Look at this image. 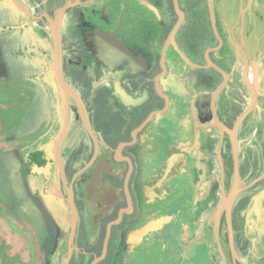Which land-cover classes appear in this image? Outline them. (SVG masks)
I'll list each match as a JSON object with an SVG mask.
<instances>
[{"label": "flooded vegetation", "instance_id": "flooded-vegetation-1", "mask_svg": "<svg viewBox=\"0 0 264 264\" xmlns=\"http://www.w3.org/2000/svg\"><path fill=\"white\" fill-rule=\"evenodd\" d=\"M18 1L0 0V36L7 40L5 50L11 48L23 66L21 77L26 91L33 97L40 95L46 107L42 136L30 140L29 147L22 144L21 149L30 152L34 161L47 160L42 173L47 174L49 180L44 182L52 192L59 191L60 152L66 177V185L61 180L63 189L68 199V189L72 188L80 215L76 240L79 252L83 246L103 251L108 225L128 209L122 223L113 228L107 258L100 264L106 263L110 252V264H116L121 251L130 261L141 253L145 264L154 260L162 264V253L174 264H264V132L258 135L252 131L255 120H259L258 113L264 112V0H213L221 41L209 14L210 38L214 36L217 43L208 46L203 62L191 60L198 67L187 65L182 58L183 62L176 63L167 55L163 79L162 19L166 11L162 6L153 5L159 18L145 5L158 19L157 45L151 46L147 21L140 27L125 29L128 32L122 28L124 23L116 18L119 14L113 4L117 0H33L29 5L35 7L34 12ZM68 3L74 5L63 17L68 40L62 68L68 85L64 90L54 74L52 44L45 40L41 27L50 25L48 16L55 18L56 11ZM208 51L212 63L229 76L216 100L214 94L222 87L224 76L208 66ZM48 53L52 54L49 63ZM188 70L195 79L207 75L203 84L193 79L197 117L176 87ZM114 74L116 80L109 77ZM254 94L256 105L251 106ZM123 96L129 100L128 105ZM20 98L29 99L24 94ZM248 110L235 130L236 122ZM252 137L253 142L244 144ZM211 166L218 171L216 179L210 178ZM237 168L239 192L230 223L224 209L216 238L215 214L224 195L230 194ZM129 174L130 198L125 190ZM37 195L33 201L36 209L46 194ZM59 201L65 212L64 227L67 212L65 203L60 198ZM12 206L14 215L22 213L36 228L41 247H46L47 239L56 245L52 234L62 229L64 217L57 204L50 203L51 211L59 210L61 217L52 233L37 226L32 214H40L34 207L24 209L17 202ZM206 212L211 219L205 226L210 224L211 230L204 229V237L194 243L186 241L184 234L195 231V218ZM167 216L172 221L163 228L146 235L134 248L128 246L133 232ZM52 221L54 224V215ZM165 241L169 245L163 244ZM87 256L95 259L98 255Z\"/></svg>", "mask_w": 264, "mask_h": 264}, {"label": "rangeland", "instance_id": "rangeland-1", "mask_svg": "<svg viewBox=\"0 0 264 264\" xmlns=\"http://www.w3.org/2000/svg\"><path fill=\"white\" fill-rule=\"evenodd\" d=\"M19 1L28 11H35V7L29 5V2H34L33 0ZM72 1L73 0H71V2ZM66 26L67 25L64 21L61 27L63 59L66 55L65 47L68 45L66 43L68 41L66 38ZM41 28V33L44 34L45 40L51 43V24H43ZM78 42L81 41L78 40ZM6 45V38L0 36V264H47V253L44 248L41 247V236H39L36 228L29 224V220L24 218L22 213L17 212L14 215V212H12L13 203L17 202L22 204L26 201V198L33 193L43 192L38 181L25 174V169L29 165L28 160L32 157L30 152H23L21 146L23 144L24 146L29 147L30 140L34 137L42 136L41 123L46 107L44 106V100H42L40 95L35 94L33 97L31 92L28 93L26 91L27 86L22 82L21 77L22 72L24 71L23 66L21 62L17 61L14 55L15 53L11 48L10 50H5L7 47ZM181 76L180 84L176 87L181 94V98H183V100L186 99L187 103H189L192 115L197 117L196 100H198V98L195 99L192 88V86L194 87L195 85L193 80L195 78L191 75L189 70ZM200 76L202 77L195 79V81H200V83L197 82V84H203L204 78L207 75L201 74ZM109 77L112 78V80H116L117 78L116 74L113 76L109 75ZM239 84L240 87H243L241 79L239 80ZM57 93L60 97L59 100H61L62 91L59 90ZM22 94L29 99L26 100V98H20L22 97ZM200 97L201 96L199 95V99ZM248 98V95H246V99ZM258 116L261 118L259 117V120H255L256 123L254 124V129L252 131L259 132L258 135H260L264 132V112L258 113ZM20 124L21 127H19ZM18 127L22 128L21 133ZM33 130L34 136H30L31 131ZM26 134L28 135L24 136ZM254 139L255 138L252 137L249 140H244V144H247L250 141L253 142ZM24 140H26V142ZM253 144L256 145L255 142ZM61 164V168L64 169V162L62 159ZM61 175L62 173L57 171V177L59 179V191H57V196L65 203V209L68 216L69 198L67 199L64 192V186L61 182V180H63V175ZM217 176L218 171L215 167H212L210 170V178L214 177L216 179ZM49 207L50 203H46V208ZM50 213H53L54 215V224L52 220L46 217L32 215L35 217L34 220L37 226H42L44 230L46 228L48 229V232L50 230L52 233L56 228L55 223L59 222L61 217L59 210H53ZM28 215H30V213H28ZM209 219H211V214H208L207 212L196 217L194 220L195 231H193V233H185L183 236L185 240L194 243L197 239L203 238L204 229L211 230L210 224L205 226ZM62 229L63 231H61L59 235L58 233L54 234L56 237V251L53 255L51 264H65L68 257L70 235L68 217H66V223ZM168 229L169 227L162 232V236L166 235ZM128 232L129 231H126L125 233L124 241L122 242L123 245L125 244ZM163 244L169 245L168 241L163 242ZM164 246L165 245H163V247ZM150 254L154 255V252H151ZM166 256L167 255L162 253V264L175 263L172 261V258ZM129 261V256L125 255L124 251L118 253L116 264H129ZM143 261L144 259L142 258L141 253H139V257L136 258L135 261L131 260L130 264H145ZM150 264H157L156 260L152 261Z\"/></svg>", "mask_w": 264, "mask_h": 264}, {"label": "trees", "instance_id": "trees-1", "mask_svg": "<svg viewBox=\"0 0 264 264\" xmlns=\"http://www.w3.org/2000/svg\"><path fill=\"white\" fill-rule=\"evenodd\" d=\"M150 4L154 6H162V10L166 11V17L162 19V48L164 45V41L167 38L169 32L174 27L177 21V15L174 10L173 0H146ZM182 10L186 13V21L183 24L182 28L180 29L177 40L178 45L181 50L188 56V58L195 62H203L204 53L208 46L215 45L217 40L214 36H212V40L210 38L211 29L209 27L210 19H209V12L207 9V0H179ZM113 4L117 6L118 16L117 19L121 18L124 25L122 28L128 29L130 26L140 27L142 23L147 21L149 23V30L151 35V46H156L155 39L159 36V31L157 30V22L158 19L156 15L145 5L137 0H117L113 1ZM170 12V15L168 14ZM129 30V29H128ZM125 30V32H128ZM212 42V43H211ZM160 45V44H158ZM48 49V47H47ZM47 53V52H46ZM52 54H47L48 63L50 62ZM168 59L173 60L174 62H183L181 60L180 55L175 51L174 48H171L168 53ZM47 159V158H46ZM36 161L29 159V165L25 169V174L32 179L37 180L39 185L42 187L43 192L46 195L43 196L44 198H40L41 205L36 209L33 205V201L38 199L37 192L30 195L26 198V201L20 204V206L24 209H34L42 216L52 220L53 215L50 213L52 210L50 207L46 208V203H53L57 204L59 209L64 212L63 207L61 208L59 204V197L57 196V191L55 189L54 192L51 191V188L48 182H44L45 180L48 181L49 178L42 173L45 165L47 164V160L43 159H35ZM46 184V185H45ZM55 199L52 201L50 199ZM59 201V202H58ZM30 208V209H29ZM116 217V216H115ZM113 217V218H115ZM112 218V220H113ZM65 222V212L64 217L62 219V227ZM106 224V223H105ZM116 230V229H115ZM56 233H61L63 229H56ZM53 239H56L54 233L52 234ZM104 239V234L101 237V241ZM47 241L46 244V261L49 263L56 251L55 242H52L50 239L45 240ZM102 246V242L100 243ZM84 248L81 249V253H75L72 264H86L87 260L91 261L94 259L93 256L88 257L89 254L101 255L102 251L100 248H93L90 249L89 246H83ZM84 252V253H83ZM87 253V254H85ZM112 252H110V256L108 257L105 264H110L112 260ZM89 263V264H90Z\"/></svg>", "mask_w": 264, "mask_h": 264}, {"label": "water", "instance_id": "water-1", "mask_svg": "<svg viewBox=\"0 0 264 264\" xmlns=\"http://www.w3.org/2000/svg\"><path fill=\"white\" fill-rule=\"evenodd\" d=\"M139 2H141L142 4L148 6L151 10H153L157 16L160 18V14L158 12V10L151 5L149 2H147L146 0H138ZM77 3H79V0L77 1ZM208 3V9H209V14H210V19L212 22V26L214 28L215 34L216 36L219 38V40L221 41L220 37H219V33L217 30V26H216V17H215V11H214V5H213V0H207ZM74 4L68 3L67 5H65L64 7L60 8L58 11H56L55 14V18L51 19L50 16H48L49 20H50V24H51V44H52V48H53V53H54V61H53V69H54V74L55 77L57 79V83L59 85L60 88H64V87H68V85L66 84L63 75H62V68H63V48H62V31H61V27H62V22H63V17L64 14L66 12L67 9H69L70 7H72ZM173 5H174V9L175 12L177 14V21L174 25V27L172 28L171 32L169 33L167 40L163 46L162 49V68L164 70L163 74H162V79L164 78V76L167 73V67H166V59H167V55L168 52L170 50L171 47H173L175 49V51L180 55V57L182 58V60L189 66L191 67H198V65L194 64L188 57L187 55L181 50V48L179 47L177 41H176V36L178 34V32L180 31L182 25L185 22L186 19V15L185 13L182 11L181 9V5H180V1L179 0H173ZM220 47H218L216 50H218ZM206 62L208 63V66H213L218 72H220L223 76H224V83L222 85V87L220 88L219 91H217L214 94V100L217 99V97L219 96V94L222 93V91L224 90L227 82H228V78L229 76L219 67L215 66L211 59H210V51H208L206 53ZM256 95L254 94V97L252 99V103L251 106L256 105ZM123 100L126 103V105L129 104V100L123 96ZM168 100V99H167ZM249 110L247 112H245L236 122L235 125V130H238L241 122L244 120V118L248 115ZM125 146V144H123L120 149H122ZM60 152L58 153V157H57V166H58V171L62 173V178L64 180V182L66 181V177H65V173H64V169L61 168L62 164H61V159H60ZM174 161V157H172L171 162L167 168L166 171V176L169 174L172 163ZM129 179H130V174L128 175L127 179H126V184H125V190H126V194L127 196L130 198V193H129ZM66 185V182H65ZM239 192V176H238V168H237V179L235 181V183L233 184L230 194L229 196L224 195L223 201L221 206L219 207V209L216 211L215 214V228H214V233H215V237L218 238L219 237V232H220V218L222 215V212L224 209L227 210L228 212V219H229V223H230V217H231V211H232V205L233 202L237 196ZM68 193H69V199H68V204H69V212H68V224H69V230H70V235H69V253H68V257L67 260L65 262V264H70L72 257L74 255V252H79L80 249L77 247L76 245V240H77V236H78V229H79V224H80V215H79V211L74 199V193L72 188L68 189ZM129 210L128 209H124L120 212L118 219H116L115 221L111 222L108 227H107V235H106V239H105V243H104V248L102 251V254L100 256H96L95 259L93 260L92 264H100L101 262H103L108 255V250H109V243H110V238H111V234L113 231V228L115 226H118L122 223L123 219H124V215L126 213H128ZM170 221H172V217L171 216H167V217H162L160 219L151 221L150 223H148L146 226L136 230L135 232H133L128 240V246H132L133 248L138 245L146 235L152 233V232H156L158 230H160L161 228H163L166 224H168Z\"/></svg>", "mask_w": 264, "mask_h": 264}, {"label": "bare ground", "instance_id": "bare-ground-1", "mask_svg": "<svg viewBox=\"0 0 264 264\" xmlns=\"http://www.w3.org/2000/svg\"><path fill=\"white\" fill-rule=\"evenodd\" d=\"M64 89V88H63ZM65 90V89H64Z\"/></svg>", "mask_w": 264, "mask_h": 264}]
</instances>
